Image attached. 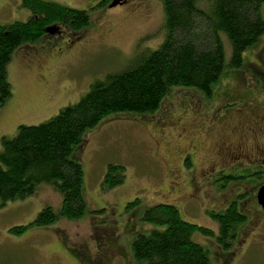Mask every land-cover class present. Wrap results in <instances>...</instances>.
<instances>
[{"label": "rangeland", "instance_id": "obj_1", "mask_svg": "<svg viewBox=\"0 0 264 264\" xmlns=\"http://www.w3.org/2000/svg\"><path fill=\"white\" fill-rule=\"evenodd\" d=\"M57 1L82 10L97 2ZM21 2L0 0V24L27 19L29 12ZM89 11L90 26L81 38L64 41L45 35L12 54L6 66L12 97L0 108V140L14 137L19 125L45 122L62 107L77 103L94 82L124 69L137 52L156 49L164 41L163 7L159 0H128L122 6ZM258 12L264 21V3ZM103 28L109 32L100 42ZM220 37L223 72L211 89V98L194 88L173 87L154 115H111L89 131L82 145L72 151L71 159L79 162L84 171L86 212L82 217L66 220L60 215V195L52 184H40L29 197L0 206V264H134L132 240L153 228L141 222L140 215L144 207L157 203L177 206L184 221L212 232L210 236H192L208 251L211 264H264L262 237L248 245L244 240L245 246L232 241L230 248L223 247L216 238V223L207 216L209 209L220 210L227 200L243 192L244 197L239 200L243 204L241 211L250 218L255 211L256 189L264 180V172L258 181L253 177L229 180L230 175L239 178L253 170L229 168L209 176L215 184L200 179L204 173L203 155L217 131L209 120L223 96L228 93L231 98L223 111L244 108L249 103L257 104V111H264V33L242 53V64L236 68L229 65L231 47L227 36L221 33ZM246 112L251 115L252 110ZM229 115L227 124L221 125L223 130L235 123ZM192 146L194 154L182 155ZM193 155L196 168L193 165L192 170L184 169L176 180L179 185L175 184L169 166L178 167L180 156L181 160L188 156L191 162ZM109 164L122 165L124 178L105 190L102 184ZM187 193L196 194V201L187 199ZM134 199H139L141 205L126 211L125 205ZM45 206L55 213L53 224L31 227L20 236L9 232L10 228L29 225ZM258 214L263 213L258 210ZM254 228V233L264 232L261 223ZM246 239L248 243L252 238Z\"/></svg>", "mask_w": 264, "mask_h": 264}, {"label": "trees", "instance_id": "obj_2", "mask_svg": "<svg viewBox=\"0 0 264 264\" xmlns=\"http://www.w3.org/2000/svg\"><path fill=\"white\" fill-rule=\"evenodd\" d=\"M21 1L29 12L27 19L0 24V108L12 97L6 66L17 49L44 37L49 26L77 31L89 28V10L107 8L110 0H97L88 10L73 9L57 0ZM159 1L163 7L165 38L156 49L137 52L124 69L94 82L77 103L62 107L47 121L19 125L14 137L1 138L0 206L9 200L29 197L40 184H52L60 195V215L66 220L82 217L86 212L84 171L79 162L71 159V154L82 145L84 136L116 113L154 115L173 87L194 88L211 98V89L222 75L224 65L220 34L228 38L229 65L236 68L242 64V53L264 33V21L258 12L264 0ZM123 173L122 165L109 164L104 189L121 183ZM259 174L227 178L253 177L258 181ZM140 202L134 199L124 208L129 211L140 206ZM207 216L219 229V244L232 240L237 226L246 220L234 203L226 211H209ZM54 219L55 213L45 206L29 225L10 228L9 232L20 236L31 227L51 225ZM139 219L153 228L132 240L134 264H211L208 251L192 236H210L212 232L184 221L177 206L166 203L146 206Z\"/></svg>", "mask_w": 264, "mask_h": 264}, {"label": "flooded vegetation", "instance_id": "obj_3", "mask_svg": "<svg viewBox=\"0 0 264 264\" xmlns=\"http://www.w3.org/2000/svg\"><path fill=\"white\" fill-rule=\"evenodd\" d=\"M111 1V0H110ZM109 1V3H110ZM128 3V0H125L123 5ZM94 7V6H93ZM59 28L55 32L56 34L54 37L58 36L60 39L67 41L69 39H78L81 38V34L85 32L88 28L85 30H71L70 28H65L63 26H58ZM99 34V40L100 42L105 38V36L108 35L107 30L104 28L100 30ZM76 41V40H75ZM229 94L226 93L222 100L220 101V105H216V108L213 110V115L211 120H209V124L213 125L216 131L215 136L213 137V141L211 143L210 149H207L206 154L203 155V159L205 160L204 167H201L202 173L200 179L202 181L209 179V176L211 174H215L218 172H225L227 168L229 170H242L247 171L248 169H253L252 172L255 173H263L264 172V111H257V107L255 105H251V103L247 104L246 107L240 108V109H227V111H223L222 109L225 108V106L229 105L228 97ZM249 107H252L251 109ZM252 110L251 115L247 114L249 111ZM202 113H204L202 110H199ZM235 120L234 124H230L228 127V130H223L221 128V125L227 124L228 119L230 115ZM223 127V126H222ZM227 132V133H225ZM195 147L192 146L189 150H185L182 155L186 152H191L194 154ZM192 156V161H193ZM179 165L177 166H169L170 173L173 174V177L175 179V184L179 185L177 179L181 178L182 171L184 169L192 170L190 167L194 165V169L196 168V163L193 161L192 164L189 161V157L185 156L183 160H181V156L179 157ZM188 164L189 166H186ZM222 164V166H220ZM193 169V170H194ZM200 171V172H201ZM252 172H249L251 174ZM184 176V174H183ZM210 180V179H209ZM214 184L216 183L215 180H210ZM264 184V180L261 183V185ZM218 188V187H217ZM258 189V188H257ZM256 189V190H257ZM188 194L187 199H191V202L196 201L197 196L196 194ZM186 194V195H187ZM244 195V193L236 194L234 198L231 200H227L224 205L220 208V210L216 209H209L207 212H220V211H226L230 208L232 203L236 204L237 212L240 214H243L246 216L245 222L243 224L237 226L239 227L238 230L234 234V238L232 240H227L220 245H223V247L232 246V241H235V243H239L240 245H248L250 244L255 238L262 237L264 239V232L262 233V230L260 234L254 233L255 228L254 226H257L258 223H261L264 225V210L261 208L259 203H257V192L256 196L253 198V203H255V211L253 210L252 214L249 218L247 214H244L241 211V208L243 206L242 203H240L241 197ZM236 198V199H235ZM242 200V199H241ZM252 200V199H251ZM222 202L224 199L221 200ZM258 210H260L263 214L259 216ZM264 230V229H263ZM219 231V229H218ZM254 233V234H253ZM252 238L251 241L246 243L247 239L246 237ZM254 236V237H253ZM218 235H216V238L218 239ZM245 240V242H244ZM244 242V244H242Z\"/></svg>", "mask_w": 264, "mask_h": 264}, {"label": "water", "instance_id": "obj_4", "mask_svg": "<svg viewBox=\"0 0 264 264\" xmlns=\"http://www.w3.org/2000/svg\"><path fill=\"white\" fill-rule=\"evenodd\" d=\"M123 2L124 0H112L108 5V8L111 9V7L122 5ZM56 31H57V27H48L46 29V32L50 34H54ZM256 198H257V203H259L261 208L264 210V185L258 188Z\"/></svg>", "mask_w": 264, "mask_h": 264}]
</instances>
